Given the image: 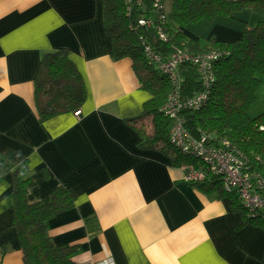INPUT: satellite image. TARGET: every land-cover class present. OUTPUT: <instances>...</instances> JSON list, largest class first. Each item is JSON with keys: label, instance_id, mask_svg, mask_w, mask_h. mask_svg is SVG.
Wrapping results in <instances>:
<instances>
[{"label": "crops", "instance_id": "1", "mask_svg": "<svg viewBox=\"0 0 264 264\" xmlns=\"http://www.w3.org/2000/svg\"><path fill=\"white\" fill-rule=\"evenodd\" d=\"M260 20L244 9L185 31L201 44L232 42ZM61 49L81 75L85 101L42 118L35 73L46 53ZM150 97L131 62L111 56L102 0H0V157L27 163L31 201L47 203L59 186L74 195L73 207L47 223L52 242L78 246V264H264L262 226L140 147L127 121ZM12 213L7 174L0 178V264H23Z\"/></svg>", "mask_w": 264, "mask_h": 264}, {"label": "trees", "instance_id": "2", "mask_svg": "<svg viewBox=\"0 0 264 264\" xmlns=\"http://www.w3.org/2000/svg\"><path fill=\"white\" fill-rule=\"evenodd\" d=\"M153 0H102L103 29L111 43L114 60L128 59L139 82L140 89L150 94L142 106L140 116L128 124L141 136L140 147L166 156L171 165L182 168L186 174L199 165V160L176 148L169 138L171 120L162 107L170 93L171 84L159 68L143 54V44L166 60L175 50L201 55L217 50L222 55L213 62V82L205 89L189 63L179 68L183 81L182 99L205 92V101L192 111L184 110L179 116L184 129L194 137L207 135L216 144L227 140L246 160L247 169L264 179V113L248 115L255 94L264 82V0H166L164 30L167 41L156 38L154 28L138 25V20L150 14ZM248 9L261 16L251 29L244 30L232 42L210 40L201 44L186 33L189 25L204 21L212 23L217 17H229ZM156 23V21H155ZM85 88L79 71L66 50L46 53L34 77L35 107L42 118L77 111L85 101ZM12 178V228L21 248L23 264H78L73 257L78 246L55 245L47 234V223L57 214L73 207L75 197L67 188L52 190L47 203L31 201L27 195L30 182L26 162L14 166L0 157V178ZM186 182V181H184ZM207 195L228 197L233 211L242 212L248 223L264 222L251 218L242 208L238 196L225 190L220 176L206 173L198 182H187Z\"/></svg>", "mask_w": 264, "mask_h": 264}, {"label": "built area", "instance_id": "3", "mask_svg": "<svg viewBox=\"0 0 264 264\" xmlns=\"http://www.w3.org/2000/svg\"><path fill=\"white\" fill-rule=\"evenodd\" d=\"M126 1L128 3L127 12H129L130 0ZM165 1L153 0L150 14L138 20V25L154 28L156 38L161 42H166L168 39L163 27ZM140 2L141 0H136L137 4ZM143 54L147 60L159 65L160 70L171 84L170 93L162 107L165 117L171 120L170 142L180 151L199 160V165L184 174L183 180L198 182L204 178L206 173L220 176L225 190L235 192L246 214L264 222V179L262 176L247 169V160L231 147L227 140L218 139L214 144L209 142L210 138L203 133L197 137L189 134L184 129L179 116L184 110L197 109L206 99L203 91L191 98L182 99L180 94L183 78L179 68L185 63L192 65L198 80L207 89L213 82V62L222 53L211 49L205 54L193 55L182 50H175L166 60H162L150 45L143 44ZM107 264L113 263L110 261Z\"/></svg>", "mask_w": 264, "mask_h": 264}, {"label": "rangeland", "instance_id": "4", "mask_svg": "<svg viewBox=\"0 0 264 264\" xmlns=\"http://www.w3.org/2000/svg\"><path fill=\"white\" fill-rule=\"evenodd\" d=\"M255 97L253 105L248 110V115L252 118L264 112V82L261 83Z\"/></svg>", "mask_w": 264, "mask_h": 264}]
</instances>
